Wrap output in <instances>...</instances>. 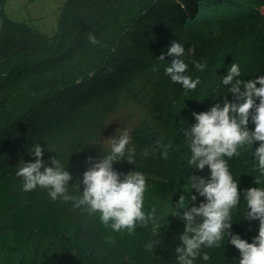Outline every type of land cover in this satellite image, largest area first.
I'll use <instances>...</instances> for the list:
<instances>
[{
  "label": "rangeland",
  "instance_id": "obj_1",
  "mask_svg": "<svg viewBox=\"0 0 264 264\" xmlns=\"http://www.w3.org/2000/svg\"><path fill=\"white\" fill-rule=\"evenodd\" d=\"M102 1V13L94 22L82 25V22L67 15L66 30L63 29L61 37L65 41L72 32L82 42L79 50L82 52L74 51V57L68 59L70 62L65 65H72V60L80 58L85 59L84 65L104 64L105 67L103 65V69L88 74L85 77L86 81L89 79L87 85L67 90L64 96L53 102L56 113L44 114L28 126L23 135H12L0 143V167L6 170V177L14 181L18 196L24 198V180L16 173L23 163L35 162L36 157L31 151L35 145H40L44 149V167L52 166L51 157L60 160L72 176L68 194L77 196L84 188L83 173L110 153L112 138L128 132L131 138L129 145L137 142L143 146L144 140L152 137L159 145H165V148L160 147L158 156L168 166L170 185L167 193L155 200L150 213H154L155 223L159 226L176 221L183 233L186 224L184 212L204 202V197H200L195 189L191 190L190 178L195 176L207 180L210 177L207 166L200 171L188 164L191 152L184 133L196 123L193 113L208 111L216 103L222 104L225 97L234 101L233 95L228 92L231 85L222 84L233 63L239 65L241 79H255L264 75V63L259 64V70L252 73L244 69L245 62L241 65L244 58L240 54L237 38L246 36L247 32L241 35L237 29L234 35L225 36L226 30H219L220 26L222 21H229L230 14L227 12L237 14L241 12L242 5L254 3L253 6L264 13V5L258 4L257 0H252L253 3L249 0H237L235 3L222 0L220 3L223 4L210 6L205 17L183 23L179 22L178 19L182 17L179 15L189 17L191 7L198 6L180 0H161L159 3V0H153L157 1L154 7H145L143 3L146 0H139L143 7L133 11L135 0ZM175 2L179 7L183 6L179 9ZM65 3L66 0H5L0 9V28L3 12L8 18L51 36L58 31V19ZM131 13L134 17L130 26L120 25ZM200 13L195 15L201 16L205 12ZM228 28H232V24ZM128 32L132 34L129 41L118 45L119 36ZM173 41L188 45L189 51L182 59L188 64L185 74L200 81L195 90L186 91L165 74V68L172 60L167 55V49ZM107 48L109 52L98 63V55ZM162 54L165 61L158 59ZM0 60L3 62L0 64V76H4L9 62L4 58ZM193 61L206 65V68L197 70ZM73 68L72 65L70 69ZM60 69L41 71L36 77L48 72L53 74ZM2 81L1 78L0 85L5 84ZM254 127L250 122L249 129L254 130ZM169 142L172 144L170 149L166 147ZM258 146L259 142H255L252 149H243L239 156L228 160L241 192V202L232 211L231 232L249 243L258 235L259 221L246 219L244 193L248 188L264 186V175L259 172L258 161L253 155ZM255 179L261 183L257 185ZM32 193V209H49L55 205L69 214L78 213L74 201L66 202L59 197L54 201L48 189L38 186ZM181 195L185 196L184 207L177 209L178 216H173L172 209ZM192 195L197 196L195 202L191 201ZM55 249L56 241L52 234L39 235L29 251L1 254L0 264H20L21 261L39 264ZM204 252L210 256L208 261L201 258ZM201 256L193 264H239L240 259L239 251L228 242L227 236L224 246L205 247Z\"/></svg>",
  "mask_w": 264,
  "mask_h": 264
},
{
  "label": "trees",
  "instance_id": "obj_2",
  "mask_svg": "<svg viewBox=\"0 0 264 264\" xmlns=\"http://www.w3.org/2000/svg\"><path fill=\"white\" fill-rule=\"evenodd\" d=\"M4 1L0 0V9L3 8ZM152 1L146 0L143 4L145 7H154L157 1H153L154 3ZM180 1L198 6L197 8L190 6L189 17L185 14L179 15L182 17L178 20L183 23L188 20H198V17L203 18L207 15L210 6L223 4L220 3L222 0ZM227 1L237 2V0ZM257 2L264 5V0ZM135 3L133 11L143 7L142 1L135 0ZM253 4L242 5L241 12L237 14L227 12L230 14L229 21H222L219 29L226 30L225 36L234 35L237 29L241 35L247 32L246 36H239L237 40L240 42V54L244 58L241 65L245 62L244 69H249L251 73L259 70V64L264 63V13ZM174 5L181 8L176 2ZM102 10V0H66L58 19V31L51 36L12 20L1 12L0 58L7 59L9 65L4 76H0V79L5 81V84L0 85V134L3 133V136H0V143H4L12 135H23L27 127L44 114L56 113L53 102L64 96L67 90L79 89L87 85L89 79L86 81L85 77L92 71L103 69L104 64L84 65L85 59L80 58L72 60L74 68L70 69L72 65L65 63H69L68 59L74 57V51L80 50L82 42L75 34L72 35V32L67 38L69 39L67 43V39L64 41L61 37L63 29L66 30L64 25L67 15H71L84 25L94 22ZM201 11L205 13L201 16L195 15ZM133 17L134 14L131 13L120 25L130 26ZM231 24L232 28H228ZM129 37H132L131 32L119 36L118 45L124 41L128 42ZM184 47L186 54L189 51L188 45ZM108 52L109 48L98 55V63H101L100 59ZM0 64H3L1 60ZM59 67L61 68L59 71L49 73ZM48 70H50L48 73L36 77L38 72ZM145 149H149L147 156L142 155ZM127 150L135 152V164L126 159L114 161L113 170L121 174V179L132 171H139L145 175L147 191L144 210L150 213L155 200L168 191L170 185L168 166L162 157L159 158L160 147L152 137H147L143 146L137 142L128 145ZM32 194V191L25 192L24 198L21 199L14 181L6 177V170L0 167V255L29 251L34 246L37 236L52 234L56 241V249L39 264H175L177 262L175 250L181 244L179 237L182 233L176 221H170L166 226H159L150 221L146 227H137L134 235H128L126 231L115 232L104 227L98 213L90 215L82 208H78L76 215L69 214L55 205L49 209H32ZM151 241L157 243L153 250H148L146 246ZM20 264L32 263L21 261Z\"/></svg>",
  "mask_w": 264,
  "mask_h": 264
},
{
  "label": "clouds",
  "instance_id": "obj_3",
  "mask_svg": "<svg viewBox=\"0 0 264 264\" xmlns=\"http://www.w3.org/2000/svg\"><path fill=\"white\" fill-rule=\"evenodd\" d=\"M184 53L185 47L180 42L173 41L170 44L167 55L172 60L165 68V74L173 83L182 85L186 91H192L200 81L185 74L188 64L182 59ZM158 59L165 61V56L162 54ZM192 63L197 70L206 68L198 61ZM240 77V67L233 63L223 77L222 84L231 85L228 92L233 95L234 101L225 97L222 104L216 103L208 111L194 112L196 123L184 133L191 152L188 164L200 171L207 166L210 177L207 180L195 176L190 178L191 190L195 189L200 197H204V202L184 212L186 224L179 237L181 244L175 250L178 264H193L205 247L224 246L225 236L239 251V264H264V186L248 188L244 193L246 219L259 221L258 235L249 243L231 232L232 211L241 202V192L228 160L239 156L243 149H252V145L259 142L253 155L258 161L259 172L264 175V75L248 80ZM250 122L254 124V130L249 129ZM130 139L128 132L111 139L110 153L83 173L84 188L77 196L68 194L72 176L61 161L51 157L52 166L44 167V149L35 145L31 151L36 157L35 162L23 163L16 173L23 177L22 190L29 192L38 186L48 189L52 200L59 197L66 202L74 201V207L82 208L90 215L98 213L104 227L134 235L137 227H146L150 221L155 224L156 218L154 213L144 210L147 191L145 175L132 171L121 179V174L113 170L114 161L126 159L135 164V152L127 150ZM159 147L165 148V145L160 144ZM166 147L170 149L171 142ZM148 154L149 149L142 152L144 156ZM255 183L258 185L261 181L255 179ZM196 200L197 196L192 195L191 201ZM184 204L185 196L181 195L172 209L173 216L179 215L177 209L184 207ZM156 243L151 241L147 249L153 250ZM201 258L208 261L210 256L204 252Z\"/></svg>",
  "mask_w": 264,
  "mask_h": 264
}]
</instances>
